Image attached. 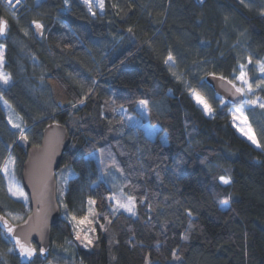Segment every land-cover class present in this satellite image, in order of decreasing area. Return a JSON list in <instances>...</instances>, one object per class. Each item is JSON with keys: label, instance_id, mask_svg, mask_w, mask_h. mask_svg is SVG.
<instances>
[{"label": "trees", "instance_id": "1", "mask_svg": "<svg viewBox=\"0 0 264 264\" xmlns=\"http://www.w3.org/2000/svg\"><path fill=\"white\" fill-rule=\"evenodd\" d=\"M26 8L15 20L0 3L7 25L0 70L11 77L0 82V216L21 223L29 215L9 196L1 171L12 159L21 180L28 150L57 122L71 135L59 170L68 181L45 264H264V108L246 111L257 148L237 133L230 108L207 83L210 75L236 83L241 64L253 79L264 59V0H208L203 7L193 0H104L103 11L95 0L92 11L84 0H26ZM33 21L43 25L40 42ZM256 96L264 100V90ZM140 100L147 101L143 121ZM3 101L21 129L8 122ZM101 170L119 173L125 194L136 197L135 216L111 215ZM221 176L231 183H220ZM89 199L100 218L85 248L70 218L86 215ZM0 264H20L1 230Z\"/></svg>", "mask_w": 264, "mask_h": 264}, {"label": "water", "instance_id": "2", "mask_svg": "<svg viewBox=\"0 0 264 264\" xmlns=\"http://www.w3.org/2000/svg\"><path fill=\"white\" fill-rule=\"evenodd\" d=\"M207 1L193 0L198 7H203ZM32 30L37 41L44 39V28L38 29L34 25ZM0 36L6 38V29ZM207 83L229 108L244 105L245 95L236 93L228 80L210 75ZM70 144L71 135L66 127L57 122L46 126L41 144L28 150L21 173V183L29 198V215L19 224H13L7 217L0 216V230L11 244L20 264H33L38 258L45 264L50 259L52 229L62 220L57 173ZM5 221L14 230L11 234L6 230ZM14 236L19 237L22 243L26 242L35 248L36 255L31 259L21 256ZM41 249H44L43 254Z\"/></svg>", "mask_w": 264, "mask_h": 264}, {"label": "snow or ice", "instance_id": "3", "mask_svg": "<svg viewBox=\"0 0 264 264\" xmlns=\"http://www.w3.org/2000/svg\"><path fill=\"white\" fill-rule=\"evenodd\" d=\"M68 0H65V3H67ZM96 5L100 8L101 11H103L104 8V0H95ZM8 3L11 4L12 0H8ZM16 3H20V0H16ZM84 3L88 6L89 10L92 11V7H93V0H84ZM241 3H245V0H241ZM262 15H264V13H261ZM92 15H96V13L93 11ZM33 23L35 24L36 28H43V25L36 23L35 21H33ZM7 25L6 23H4L3 21H0V35H3L5 32ZM129 32L132 31L131 28L128 29ZM3 52L2 50H0V66L3 65ZM248 64H252V58L248 57ZM164 63L166 65L169 66V68L171 69L174 65H175V58L173 57V55L171 53L168 54L167 58L164 60ZM245 68L244 64L240 65V73L238 76L235 77V80L239 81V86H237L236 83H233V81H228V83L232 84V87L235 89L236 93H240L242 95H248L252 92L253 90V84L248 80L247 78V73L243 70ZM257 69L260 73L264 74V61H259L257 63ZM175 74V73H174ZM11 77L6 74L5 72H3L2 70H0V82H2L3 84L7 85L10 81ZM221 80L224 79V77H220ZM260 83H264V79H261ZM257 87H259L260 85L257 84ZM191 95L196 99L198 104L203 105L204 110L207 113H211L212 109L210 107V105H208L207 101L199 94V92H197L195 89L191 90ZM87 99V96H85L83 99L80 100V103H84V100ZM249 104H255L257 103V101L255 100H251L249 99L247 101ZM139 105L142 108H147V101L146 100H140L139 101ZM261 108H264V103H260L259 105ZM76 105H73V108H75ZM236 113H239L240 116L239 118L245 123V126L247 128V131L244 132V134L247 136L248 140H250L253 144L257 145V147H260V144L257 141V138L255 136V134L253 133L252 129L250 128V126L247 125V118L243 115V111L242 109H236L234 112V118L236 116ZM11 122V121H10ZM13 127L15 128H20L19 124H13ZM21 136L26 140L27 137L24 136L23 131L21 130ZM91 155V153L89 154ZM12 164H14L15 162L12 161ZM113 166H115V161L112 162ZM3 171L5 172V174H8V169L5 168L3 169ZM220 183L222 184H230L231 181L228 178H225L224 176H221L219 178ZM9 192H11L14 196H17L18 199H23V200H27V197L25 196V194L23 193V191L21 189L17 187H13L11 184L9 186ZM109 200H113L115 199V197H109ZM88 210H87V214L77 218L76 215H72L70 220L71 223L73 224V231L75 232V239L80 241L81 244L87 248L91 245H93L94 242V237L91 236L89 233H95L96 232V227H94L93 225L99 222V218H100V214L98 212L95 211L94 209V205L96 204V201L93 199H89L88 200ZM225 204L228 203V200L224 201ZM65 208H67V205H65ZM135 208H136V197L135 196H126L123 201L121 200H116V206L113 207L111 209V215H116L120 209H123L124 211H127L128 213L135 215ZM188 215L191 216L192 213L189 211ZM104 219L107 221L108 224H111L112 221L111 219L108 218V216H104ZM87 224L88 228L87 229H83L82 226ZM5 227L6 230L9 234H11L14 230L7 225V222L5 221ZM100 229H102L103 231H107V227L104 224H99ZM185 239H187V236L184 237ZM13 239L16 242V245L19 247L20 250V255L23 257H27L28 259H31L33 256L36 255V249L31 247V245L25 243H22L19 237H13ZM41 254H43L44 249L40 250ZM176 254L173 253V256H175Z\"/></svg>", "mask_w": 264, "mask_h": 264}, {"label": "rangeland", "instance_id": "4", "mask_svg": "<svg viewBox=\"0 0 264 264\" xmlns=\"http://www.w3.org/2000/svg\"><path fill=\"white\" fill-rule=\"evenodd\" d=\"M0 50H2V52H3V61H4L3 62V65H4L5 64V47L4 46L0 47ZM262 61H264V59ZM243 70L247 73V68L246 67ZM253 71L255 72V75H254L253 79L250 80L248 76H247V78H248V80L251 83H256V84L253 86L252 92L250 94H248V95H245L246 96V104L243 105V106H239V107H232L229 110V112H230V114H231V116L233 118L234 127L236 128L237 133L240 136H242L243 138L247 139V140H248V138L244 134V132L247 131V128L245 126V123L239 118V116H240L239 113H236L235 118H234V115L233 114H234V112H235L236 109H242L243 115L246 117V111H247V109L252 108V107H255V106H259L260 103H264V100H262L260 97H257L256 96V93L259 90H264V83H260L261 79H264V74H262V73H260L258 71L257 64L254 66ZM236 84H237V86H239V81H236ZM257 84H259L260 86L257 87L256 86ZM249 99L255 100V101H257V103H255V104H249L247 102ZM2 105H3V108H4L5 112H6V115H7V118H8V122L10 123V125L13 127V124H19L20 125V128H15V127L14 128L15 129H21L22 128L21 121H20L19 117L17 116V114L14 112V110L5 101L2 102ZM198 105L203 108V105H201V104H198ZM138 109L140 111V118H139V120L140 121H143L144 119L147 118V109L142 108L140 105H139V108ZM207 114H209V113H207ZM247 125L249 126L248 121H247ZM142 128L145 130L147 136L150 139H155L156 138L155 131H154V129L149 124L142 125ZM163 141L165 143L167 142V137L165 135H164ZM248 141L251 144H253L250 140H248ZM253 145H255V144H253ZM255 146L257 147V145H255ZM12 161H14V160H12V159L7 160L6 163H5V165L3 166V169H5V168L8 169V174L7 175L5 174V172L3 171V169L1 171L2 176L6 180V187H7V190H8V194L11 197L12 200L18 201V202H22V203H24L29 208V198H28V196H27V194H26V192H25V190H24V188L22 186L21 180L18 178V176L16 174L15 163L12 164L11 163ZM67 181H68V177L66 176V174L65 173H61L60 171H58V173H57V182H58V199H59V202L61 200V196H60L61 190H62V188H65L66 187ZM100 181L106 183L108 185V187L111 189L112 195L110 197H115V199H113V200H109L108 199L110 209H112L113 207L116 206V200L123 201V199L127 196L125 194V192L123 191L122 183H121V178H120V175H119V173L117 171L113 170L111 172L105 173V172H103L101 170L100 171ZM10 184L13 187H17L18 186V188L21 189L23 191V193L25 194V196L27 197V200L25 201L23 199H18L17 196H14L11 192H9V186H10ZM227 185H229V184H227ZM88 207H89V205H88ZM93 207H94V209L96 211L95 205ZM223 208L226 209V208H228V206H224ZM119 212H123V213H125L127 215H130V216H135L136 215V208H135V215H132V214L128 213L127 211H124L123 209H120ZM19 218L20 217L17 216V217H15V219L11 218L10 221L13 224H19L17 222V221H19ZM82 228L83 229H87L88 228V225L85 224V225L82 226ZM89 234L92 236V233H89ZM78 242L81 243L80 241H78ZM48 264H60V260L57 258V260H55V261L53 260L51 263H48Z\"/></svg>", "mask_w": 264, "mask_h": 264}, {"label": "built area", "instance_id": "5", "mask_svg": "<svg viewBox=\"0 0 264 264\" xmlns=\"http://www.w3.org/2000/svg\"><path fill=\"white\" fill-rule=\"evenodd\" d=\"M0 3L9 16L15 20L20 18L22 12L27 9L26 0H20V3H16V0H12L11 4L8 3V0H0Z\"/></svg>", "mask_w": 264, "mask_h": 264}, {"label": "crops", "instance_id": "6", "mask_svg": "<svg viewBox=\"0 0 264 264\" xmlns=\"http://www.w3.org/2000/svg\"><path fill=\"white\" fill-rule=\"evenodd\" d=\"M255 146V145H254ZM256 147V146H255Z\"/></svg>", "mask_w": 264, "mask_h": 264}]
</instances>
